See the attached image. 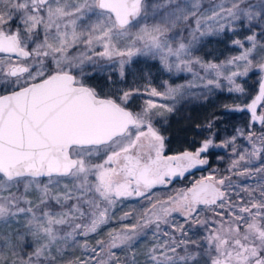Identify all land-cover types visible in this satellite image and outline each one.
I'll return each instance as SVG.
<instances>
[{"label": "snow or ice", "instance_id": "obj_1", "mask_svg": "<svg viewBox=\"0 0 264 264\" xmlns=\"http://www.w3.org/2000/svg\"><path fill=\"white\" fill-rule=\"evenodd\" d=\"M239 30L244 38L232 44L240 55L221 64L197 55L206 38ZM0 54V264H264V131L247 134L251 150L233 147L230 175L153 199L156 185L207 164L202 154L219 145L207 138L195 151L164 155L153 123L163 112L155 110L174 106L147 99L133 113L126 105L139 88L113 98L86 82L106 72L123 80L133 57L159 58L168 73H193L186 85L145 89L175 100L200 87L196 79L220 88L226 65L237 69L225 77L228 91L243 92L235 78L258 68L259 92L246 107L264 125L256 112L264 102V0H0ZM132 197L148 206L121 209L119 221L135 222L92 245Z\"/></svg>", "mask_w": 264, "mask_h": 264}, {"label": "trees", "instance_id": "obj_2", "mask_svg": "<svg viewBox=\"0 0 264 264\" xmlns=\"http://www.w3.org/2000/svg\"><path fill=\"white\" fill-rule=\"evenodd\" d=\"M240 31L239 35L229 32L227 35L208 38L206 47L201 50L202 56L219 60L226 54L234 53L236 47L232 44V40L245 35L244 30ZM109 75L112 76L111 80L108 79ZM167 78L156 61L136 57L126 66L125 79L121 80L113 73H99L92 75L86 82L89 86L95 87L102 96L118 98L123 91L139 88L146 83L157 84ZM241 82L244 89L241 94L224 90L216 91L205 99L184 106L180 113L166 116L165 121L164 119L162 122L158 121V129L165 137L166 150L196 148L209 134H212L216 141L229 142L230 138L235 137V144H243V138L238 133L248 127L250 113L247 107L236 110L234 106L251 101L259 85L257 79L251 77ZM126 107L134 109L133 101L130 100ZM253 123L258 126L256 121ZM230 147L227 146L226 150L211 149L206 153L211 171L217 172L218 168H222L227 163L230 159V154L227 152Z\"/></svg>", "mask_w": 264, "mask_h": 264}, {"label": "rangeland", "instance_id": "obj_3", "mask_svg": "<svg viewBox=\"0 0 264 264\" xmlns=\"http://www.w3.org/2000/svg\"><path fill=\"white\" fill-rule=\"evenodd\" d=\"M239 32H241V31L239 30ZM248 34H250V33H248ZM208 38H210V37H208ZM208 38H206V40ZM243 38L244 37H237L236 39H243ZM234 46L236 47V51L234 53L226 54V55L222 56V58H220L219 60H214V59H210V58H204L202 56L201 51L197 52V55L202 56L207 61H211V62L216 63V64H221L222 62H225L226 60L241 54L243 49L239 48L236 45H234ZM83 47H84L83 45L79 46L80 49H83ZM100 50H102V49H100L99 46H97V51H100ZM0 55H3V54H0ZM134 58H136V57H133V59ZM144 58L150 59L152 61H156L159 64L160 68L163 70V67H162V65H161V63L159 61V58H156V59H152L150 57H144ZM94 59H98L99 60L100 58L94 57ZM100 62L103 63V64H106V65L109 63L106 60H100ZM236 70L237 69H236V67L234 65H226L225 68L222 69L223 75L219 78V83L221 84V87L220 88H216V87L212 86L211 91H209L208 89L202 87V84L204 82L199 81L198 79H196L195 83H197V84H199L201 86L190 89L187 94H185L183 96H178L175 100H162L160 97H149L147 95L146 90H145L146 87H156V88H158L159 91H164L165 90V87H164L165 81H167V83L169 85L176 86V85H179V84H185L186 85L189 81H193L194 80L193 73H188V72L168 73V72L163 70L164 73L168 77L167 79H164L163 81H161V82H159L157 84H151V83L143 84V85H141V87H139V89H140L139 93H135L132 96V98L130 100L133 101L134 106H135V108L132 109V111L134 113L140 112L142 110L143 106H144V101L147 100V99H152L157 104H167V105H170V106H174V110L172 112H167L165 109H160V108L155 110V111L163 112V115L155 116L154 120H153L154 126L158 129V126H157L158 123H159L158 121L162 122L163 119L165 121V117L166 116H172L176 112L180 113L184 109V106L190 104L191 102L197 101V100H201V99H205L206 97L210 96L211 94L215 93L216 91H221V90L228 91V88L229 87H233V85H229L228 80L225 79V77L228 76L231 71H236ZM194 72H199V74L202 75V76L206 75L203 72V70L200 69L199 67L195 68ZM106 73L111 74L112 72H106ZM113 74L119 76L118 73H113ZM261 76H262V74L260 73L259 69L258 68H253V69H251L249 71V73L246 76L236 77L235 78V82H236V84H239L243 88L241 81L243 79H245V78L251 77L253 79H257V85H259V82L261 80ZM207 78H214V74L209 75ZM134 89H136V88H134ZM233 92H235V91H233ZM235 93L241 94L242 92H235ZM249 101L244 103V104H242V105H240V104L235 105L234 109L240 110V109L246 108V106L249 104ZM258 113L259 114L264 113V107H262L261 105H260ZM253 122H255V121H253L251 119V115H250L248 127L245 128L244 130L239 131V133H238L239 135H241L240 132L244 133V135H241L242 138H243V140H242L243 144H240V145H237V144L233 145L231 143L227 144V146H229V145L231 146L228 149V151H227L230 154L229 155L230 159L227 161V163L224 164V166L222 168H218L217 172H213V171L210 170L209 167H207L206 170L202 174H200V176L201 175L217 176L219 178L221 176L230 175V173L228 172V169H229L233 159L237 158L236 153L233 152V147H235L237 153L243 152L245 149L251 150V144L246 139L247 134L249 132H255L256 135L259 136L261 131H264V125H262L261 123H257L258 126H255V124ZM161 135H163V134L161 133ZM207 138H211L215 145H219L218 147H212L209 150H211V149H222V150L225 149L226 150L227 149V146H224L227 141H216L212 134H209L207 137L202 139L201 142L199 143V145L196 147V149L199 148L200 145L202 144V142L205 139H207ZM231 140H232V138L229 139V141H231ZM202 157L206 158V159L208 158L206 153L202 154ZM253 164L256 165V166H259V161H255L254 160ZM232 179H233V181L235 183L250 184L252 186H255V179H247V178H241V177H236V176H233ZM189 184L190 183L188 182V183H184L181 186L173 185V186H169V187L167 186L164 189H159V190L155 189V190L151 191L149 193V195H151L153 197V199L159 198V199H162V200H167V198L169 196H175L178 193L187 190L186 188L189 186ZM147 206H148V200L146 198H143V197H132V198H129L127 200H124L121 203V205H120V209L117 210L116 217L113 218V220L110 221V223L108 225H106L102 229V231H101L99 236H95V237H93L91 239V244L95 245V240L96 239H100V238H105L106 239L107 238L106 234H107V231L109 229H112V228L119 229L122 226L123 223H134L135 222L134 220L119 221L118 217H119V215L122 214L121 209L123 211H128V210H132V209H134L136 211H140L144 207H147ZM201 215H202V217H213V213L211 211H205ZM176 218L178 220L182 219L178 214H176ZM150 238L151 237L149 235V240H150ZM146 243H147V241H144V242L141 243L140 251L143 250V248H144ZM116 251H119V250H116ZM74 255H80V253L76 252ZM66 258H70V257H66ZM141 259H143V258H141Z\"/></svg>", "mask_w": 264, "mask_h": 264}, {"label": "flooded vegetation", "instance_id": "obj_4", "mask_svg": "<svg viewBox=\"0 0 264 264\" xmlns=\"http://www.w3.org/2000/svg\"><path fill=\"white\" fill-rule=\"evenodd\" d=\"M196 148H185L182 150H177V151H167L166 148L164 150V155L167 156H174L178 153L184 152V151H195ZM208 156V155H207ZM203 158V157H202ZM208 163L205 165H198L194 168L189 169L184 175H182L181 177H177V178H168V182L166 184L163 185H156L151 191L155 190V189H164L167 186H173V185H177V186H181L184 183H190L189 186L186 188L188 189L189 187H191L193 184H195L197 181H199L202 178L208 177L205 175H201L206 168L209 166V157L207 158Z\"/></svg>", "mask_w": 264, "mask_h": 264}, {"label": "water", "instance_id": "obj_5", "mask_svg": "<svg viewBox=\"0 0 264 264\" xmlns=\"http://www.w3.org/2000/svg\"><path fill=\"white\" fill-rule=\"evenodd\" d=\"M258 92H259V88H258L257 92L255 93V95L253 96L252 99L255 98V96L258 94ZM252 99H251V101L249 102V104L252 102ZM262 103H263V102H261V104H262ZM261 104H258V105H257V108H256V112H257V115H258V116L260 115V114L258 113V111H259V108H260V105H261ZM127 108H128V107H127ZM128 109H129L130 111H132L130 108H128ZM132 112H133V111H132ZM133 113H134V112H133ZM249 113H250V115H251V119H252V113H251L250 111H249ZM256 122H257V123H260L259 120H257ZM181 153H182V152H181ZM179 154H180V153H178V154H176V155H179ZM186 172H187V171H186ZM186 172H185V173H186ZM185 173H184V174H185ZM184 174H183V175H184ZM177 177H181V175H176V176H174V177H170V178H177ZM200 180H201V179H200ZM193 185H194V184H193ZM193 185H192V186H193ZM192 186H191V187H192ZM191 187H189V188H191Z\"/></svg>", "mask_w": 264, "mask_h": 264}]
</instances>
